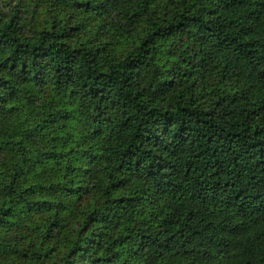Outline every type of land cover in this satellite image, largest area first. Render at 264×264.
<instances>
[{"label": "trees", "instance_id": "trees-1", "mask_svg": "<svg viewBox=\"0 0 264 264\" xmlns=\"http://www.w3.org/2000/svg\"><path fill=\"white\" fill-rule=\"evenodd\" d=\"M0 264H264V0H0Z\"/></svg>", "mask_w": 264, "mask_h": 264}]
</instances>
